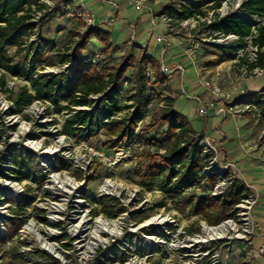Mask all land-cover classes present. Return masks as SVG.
Returning <instances> with one entry per match:
<instances>
[{"label":"rangeland","instance_id":"rangeland-1","mask_svg":"<svg viewBox=\"0 0 264 264\" xmlns=\"http://www.w3.org/2000/svg\"><path fill=\"white\" fill-rule=\"evenodd\" d=\"M53 2L54 6L50 10H47V15H49L38 20L34 34L30 37L28 42H24V48L21 54L16 56L14 54V48L9 50L10 55L13 57V66L19 71L24 72V74L19 78L6 76L7 88L10 90V93H3L0 91V133L2 134L0 138V220H7L11 217L9 209H20L22 204L27 205L23 214L25 221L21 229L17 231L18 233L10 240L6 238L3 240V237L0 236V264H10L12 262L10 253L13 249H18L24 259L28 257H37L29 254V252L28 254H24L27 253L26 251L28 250H31V252H38L41 250L39 243L35 241L36 238L31 232H28L29 230H32L33 233L40 232L43 239H55L58 244L64 243L68 245L65 246V248L70 256V264H166V261L169 262L170 260L173 263H177V258H175L176 255H173L174 258L171 259L170 255L162 254V247L171 244L169 240L166 241V244L159 245L161 248H157L158 251L155 253V256L153 255V257L147 259L149 255L147 249H150L152 245H149L146 239L143 238L149 234L148 232L152 235H157L159 232H168V234L171 232L174 233L175 230L185 231L186 233H196L202 221L199 216L191 215L188 208L185 209L184 212L177 211L173 201L166 199L160 192L148 190L139 184V177L145 171L150 161L157 166L163 167L158 160V155L163 152L160 150V146L147 144L146 141H158L163 146L167 144L171 136L165 124H154L157 113V107L155 106L156 100H153V104L150 107L140 110L139 114L137 113L138 121L132 130L133 138L131 137V144L123 140L114 148L109 147L108 140L103 132H100L97 136H89L86 130L77 123L78 120H75L73 113L67 112L62 108H51L43 100H34L29 106L22 108L18 113H11L14 108L13 99L23 87H27L28 91L32 93L30 79L38 76L50 75V73H53V75L55 73V76L59 77L62 73H60V71H62L63 66L66 65H60L58 63L57 55L60 53L65 41L69 37V30L75 28L78 17L69 15L72 12L74 14V11L67 9V0H53ZM82 2L83 5L84 3L86 5L89 0H82ZM204 2L206 1L169 0L170 5L183 3L192 6V3L203 4ZM68 3L71 2L68 1ZM99 7L101 8L97 11H92L93 17L96 18L97 23H102L104 20L106 22L108 18L102 19L101 14H106L111 8L106 3L100 4ZM161 7V5H158L154 9L158 11ZM119 15H121V20H119V22L117 20H111L110 23V25L113 26L112 31L118 33L117 39L113 40L116 46L113 47L109 56L103 54V56L96 59L98 63L94 64L95 67L100 72L104 71L105 67L115 66L128 55H132L135 57V60L141 61L142 56H151L159 63H161L162 58V63L168 68L178 65L182 66L185 70L182 78L173 74L170 80L165 79L169 91L162 92L157 90V92L161 97L164 95L165 97L174 99L173 110L176 111L177 108L186 118L192 130L195 132L196 137L206 134L210 139L217 141L213 143L215 150H212L211 153H217L218 166L215 168V171L218 172V168L222 166L224 162H228L219 139L225 136V140L227 141L225 142L224 140L223 142H225L226 145L234 143L237 146L240 141L239 137L245 136V130H237L238 123L236 124L232 121H222L219 117L209 115L205 118H200L197 115V105L195 101L190 98L193 95L197 96V94H201L203 98H206L207 93L201 88L195 91L193 90L194 82L197 80L196 69L191 62L185 59L180 47H175L172 45V42H168L162 27L151 25L148 19L149 13L143 12L138 14L128 8L125 13H120ZM112 16H114V14ZM144 16H147L146 22L140 20ZM38 17L39 14L37 15V18ZM135 19L139 21H137L134 29H131V27H133L131 24ZM124 25H126V27H124ZM79 29L81 32L83 31V28ZM185 33H187L185 30L174 27L169 35L176 40L182 39L186 42ZM140 34L141 39L139 38ZM150 34L152 35L150 36ZM157 36L165 38V42L157 43ZM132 39L135 45L131 41ZM127 40L128 45L126 43ZM32 41L34 45L31 46L30 42ZM92 42L95 46L91 45ZM139 47H146L149 56L145 55L146 48L144 50V48ZM165 47L166 52L162 55V49ZM101 52V44L92 39L87 46V52L84 51L81 55L85 56L89 53L87 56L88 58L91 57L90 54H102ZM229 58L230 57L224 55L220 51L207 49L199 56L198 66L202 69V73L207 76H212L216 72L219 73L220 85L223 88H228L230 83L226 77L225 69L227 67L226 62ZM31 68L34 69V72L27 76L26 72ZM135 68L136 66L133 65L125 74L128 77L131 75L132 79L129 84H123L129 91L126 92L123 90V94L121 93V96H119V106L121 109L118 113L119 117L128 116L133 119V115H135L136 112L133 108L128 107L136 104L135 101L130 100L129 97L135 93H139L142 86L146 88V91L150 89V92L154 86L153 78L147 80L146 77L142 86L140 82L134 80V76H136ZM65 73L66 71L63 74L65 75ZM260 82L264 84V78L257 82L261 86ZM182 88L185 93L188 94V98L181 93ZM92 100L96 101V98H92ZM254 102H256V99ZM160 103H163V101ZM61 105L64 106L65 103L62 102ZM80 111L90 114L91 108L86 107L77 112ZM68 124L73 125L72 128L75 130L73 134L67 132L66 125ZM148 125L153 126L150 130L145 131L144 128ZM248 126L250 127L251 125ZM251 128L252 138L248 140L253 141L247 144L253 147L258 144V148H256L253 153H261V156H264V141L258 139L260 127L251 126ZM32 140V146L35 140H41L44 147H51L57 141H63V148L61 152H59L62 154L56 159L54 156L52 158L51 156L40 155L33 151L32 146H29L28 142ZM13 150L31 156L38 167V171L40 172L39 177L41 178V182L39 183L30 179H23L20 181L19 184L24 189L20 194H16L15 191L4 187L8 181L13 183L15 179V176L10 171L15 169V167L11 166L8 156V153ZM114 153H122L123 157L115 165L109 166L110 161L115 160ZM239 159H241L237 161V163L240 164L239 169L242 168L245 170L243 166L246 167L248 164L255 166L256 164V160L250 158L242 157ZM79 171L82 172L83 178L87 179L85 184L69 178L75 177L76 173ZM230 171L232 174V178L230 177L231 181L241 180L237 177L238 173L235 168ZM108 177L124 183L130 189L137 190L138 201L135 204L125 207L123 204L121 205L118 199L112 196L97 199V187L100 186L104 178ZM225 179L229 180L227 178ZM62 181H76L80 186L76 190L68 191V188H63ZM14 190H16V188H14ZM185 195H191L196 199L195 202L200 198L204 199L208 197L207 195L201 194L197 189L189 190ZM260 195L259 207L257 206L256 208L262 211L260 219L262 223L264 222V190L260 192ZM79 196L87 202V210L90 212V215L95 217L101 215L106 221L121 218L119 220V222L122 223L120 230L117 229L115 233L102 234L101 240H103L104 243H101L96 250L95 259L93 255L90 260H82V251H79L77 246L73 243L75 239H70V235H68L69 228H67V223L59 225L58 228L50 227L48 223L50 220L53 221V217L57 219V212L59 211H54L52 208H57L58 205L60 206L58 210H61V212L64 208L60 217L65 219V222L69 217L72 218V210L70 209H72V203L78 200ZM11 198L13 201L10 200ZM65 200L68 202L67 206L63 204ZM101 201L108 202L109 206L115 207V210L120 211V214L116 217H107L103 215V213H101ZM124 204H126L125 199ZM133 207H136V209ZM93 211H96V213H93ZM77 212L81 214L82 210ZM122 213H126V216H123ZM157 216H161L162 218L173 217L178 227L152 225L150 227L146 226L147 228H145V230L138 231L142 229L138 227L142 225L144 221L147 220V225H149L150 223L148 220ZM41 219H45L47 224L43 223ZM83 219L84 218L78 220L77 217L75 221L78 223ZM151 222L155 223L153 219ZM254 224L255 226L258 225L256 219H254ZM259 227L261 226H258V228ZM98 228L100 229L99 225ZM89 233L91 235V240L93 232L89 231ZM55 234H63V237L55 238ZM75 234L77 238L84 241V236H86L84 232L81 234H77L76 232ZM158 239L159 241H165V234L163 233ZM88 240L89 237H86L85 246H92L89 244L90 240ZM230 247L232 255L230 256L229 264H256V260L258 259L256 258L258 256L256 252L258 248L257 243L254 245L249 244L243 248L242 245L238 247L237 241L234 239L231 241ZM3 256L5 257L4 259ZM47 256L53 258L50 255Z\"/></svg>","mask_w":264,"mask_h":264},{"label":"trees","instance_id":"trees-1","mask_svg":"<svg viewBox=\"0 0 264 264\" xmlns=\"http://www.w3.org/2000/svg\"><path fill=\"white\" fill-rule=\"evenodd\" d=\"M42 0H0V91L10 93L7 88L6 76L12 78L22 77L24 72L19 71L12 64L13 57L9 50L14 48V54L20 55L24 48V42H28L34 34L38 20L43 19L50 10ZM203 4L212 2L214 7H219L223 0H205ZM68 1L66 2V6ZM192 6L182 4L180 11L166 8L169 13H175L179 19L190 17L194 12H200L198 7L203 4L192 3ZM245 9L251 14H256L264 18V0H249L245 4ZM165 9L162 10L164 12ZM37 14H40L37 18ZM249 22L245 19L227 17L220 26L214 28L222 29L226 33H236L244 35L249 31ZM79 28H83L81 32ZM69 37L57 55L60 65L68 64L65 75L61 73L59 77L53 74L38 76L30 79L31 92L27 87H23L13 99L14 108L11 113H18L22 108L29 106L34 100H43L51 103L55 108H62L74 114L77 123L82 126L89 136H97L100 132L106 136L109 147L114 148L123 140L131 144L132 130L138 121L139 111L150 107L153 100H156L157 113L154 124H165L167 131L171 134L166 145H161L158 141H146L147 144L159 145L163 152L158 155L161 166L155 165L152 161L139 177V184L148 190L159 191L166 199L173 201L177 211L184 212L189 209V213L199 216L208 226H217L225 221L231 214L234 207L239 203L244 191L243 182L232 181L228 191L222 198H212L209 191L219 181V176L204 175V168L208 166L207 158L201 156V148L198 145L204 137H196L189 122L179 112L173 110L174 99L161 97L158 91L168 92L165 77L160 74L159 64L150 57L142 56V63L147 64L152 71L154 86L151 92L143 85V68L136 65L135 57L128 55L124 60L115 66H107L104 71H98L94 64L98 63L95 58L96 53L91 57L82 56V52H87L89 42L94 39L98 41L103 49V54L109 56L113 47L110 46V34L96 27H85L81 18L78 17L75 28L69 30ZM258 37L254 44L259 48L264 47V25L258 28ZM30 45H34L33 41ZM136 66L134 80L141 83L139 93L129 97L135 101L133 108L136 112L133 119L128 116H117L120 112L119 96L124 87L130 83L132 76H126V72L132 66ZM258 65L264 67L263 54L259 53ZM34 69H28L26 75H31ZM134 74V73H133ZM148 88V87H147ZM157 88V89H156ZM90 97H96V101ZM161 101H163L161 105ZM65 103L64 106L61 103ZM258 106L264 110V100L256 98ZM73 107L91 108V112H74ZM73 125H66L69 134L74 133ZM153 125H148L144 130H150ZM2 134L0 133V138ZM133 138V137H132ZM11 164L15 169L10 170L17 181L30 179L34 182H41L40 172L33 158L26 153H18L13 150L8 153ZM77 180L82 179V173L77 172ZM204 184L201 185V182ZM199 189L201 194L208 197L200 198L197 202L191 195H185L189 190ZM199 198V197H198ZM12 200V199H11ZM13 201V200H12ZM101 213L107 217H116L120 211L109 206L108 202L101 201ZM23 205L20 209H9L11 219L5 222L6 239L10 240L22 227L25 217ZM96 213V211H93ZM46 224L45 219H41ZM42 262L33 264H60L57 260L37 253ZM10 264H27L18 253V249L11 250ZM5 257L3 256V259Z\"/></svg>","mask_w":264,"mask_h":264},{"label":"built area","instance_id":"built-area-1","mask_svg":"<svg viewBox=\"0 0 264 264\" xmlns=\"http://www.w3.org/2000/svg\"><path fill=\"white\" fill-rule=\"evenodd\" d=\"M127 1L131 4L136 12L149 13L148 17L150 19V22L153 26H160L163 28L165 38L169 36L174 27L180 28L187 32L185 33L186 42L181 39L176 40V43H178V45L180 46L185 59L191 62L196 69L197 87L206 92L209 98L208 100L201 99L199 96H192L190 98L191 100L195 101L197 105V115L200 118H205L208 116V107L215 106L216 109L213 115L214 117H219L222 121H232L236 124L240 123L243 120H247L252 127H260V134L258 136V139L264 141V110L261 109L256 102H254L256 98L264 100V84L260 82V86L257 83L259 80L264 78V67H260L258 65L259 53L263 54L264 59V47L259 48L258 45L254 44V40L259 35L258 28L264 25V18L256 14H251L245 9L244 6L249 0H223L217 8L214 7L212 2H207L198 7V9H200V12H194L190 17H187L185 19H179L175 13H169L166 10V8H170L176 11H180L183 3L178 5H170L169 0ZM41 2L45 3L49 9L54 6L53 0H42ZM158 5H161L162 7L158 11H155L154 8H156ZM66 7L67 9L74 11V14L73 12L70 14L71 16L75 15L82 19L85 27H95L94 17L87 9L83 8L82 6H70L69 3ZM163 9H165L164 12H162ZM227 17L247 20L250 24L248 33L244 35L232 32L226 33L222 29L213 27L216 25L220 26V23ZM151 35L152 34H150V36ZM165 38L157 36L156 42L163 43L165 42ZM131 41L135 45L133 39ZM139 48L145 49L146 47ZM207 49L220 51L224 55L230 57L226 62L227 67L225 69L226 77L230 83V86L228 88H223L220 85L219 73L216 72L212 76H207L203 74L202 69L199 68L198 56ZM164 52L165 50L163 51V53ZM101 56L102 54L96 53L95 58L98 59ZM136 65H140L143 68L144 80L146 79V77L147 80L152 78V71L148 65L142 63L141 60H137ZM68 66V64L64 65L63 70L60 71V73H64L67 70ZM159 71L160 74L167 80H170L173 74L179 73L181 78L184 74V69L180 65L173 66L171 68L166 67L162 63V58L159 65ZM124 84H126V82H124ZM148 91H150V89ZM181 93L186 98H188V94L185 93L183 88L181 89ZM162 97H164V95H162ZM44 102L47 103L51 108L53 107L51 103L47 101ZM73 108L74 112H77L78 110H82L86 107ZM216 142V140L204 136L200 140L198 145L201 148V156L207 158L208 161V166L205 167L203 171L204 175L209 176L213 174L219 176L220 178L219 181L209 191V195L212 198H222L228 191L232 183V181L230 180L232 178L230 170L235 167L230 162H224V164L218 168L219 171H215V168L218 166V157L217 153L211 152L212 150H215L213 147V143ZM58 145V149H60L63 146V141H57L54 144V146L56 147ZM258 146V144L254 147L249 146L247 143H244L243 145L241 144L245 155L252 160H256L257 166L264 171V156H254L253 154ZM61 154L62 153H58L56 156H54V158H58ZM114 155L115 160L110 161L109 166L115 165L123 157L122 153H114ZM11 166L13 165L11 164ZM79 172L82 173L81 171ZM69 178H71L72 180H76L77 182H83V184H85L87 181V179L83 178V176L80 181L77 180L76 177ZM225 178L229 180H226ZM19 183L20 181L14 179L13 183L11 181H8V183L4 185V187L11 190H13V187H16V190L13 191H15L16 194H20L24 189ZM203 184L204 181L201 182V185ZM243 185L244 191L241 194L239 203L234 207L228 218L217 226H208L205 221L202 220L199 224L198 232L196 233H186L185 231L180 230H175L174 233L170 231L171 233L169 234L168 232H163L165 234V241H159L158 239L159 236H161L163 233L159 232V234L157 235H152L150 232H148L149 234L143 237L144 239H146L149 245H152L150 249H147V252L149 254L147 259L153 257V255L155 256V253L158 251L157 248H161L159 245L166 244L167 240H169L171 244L162 247V254L170 255L171 259L174 258L173 255H176L175 258H177V263H173L170 260L169 262L166 261V264H229L230 256L232 255L230 243L234 239L237 241V246L240 247V245H242L243 248H245L249 244L254 245L257 243L258 248L256 252L258 256L256 258L264 257V242L260 241L262 235L257 232V226H255L254 224V212L256 207L259 205L261 196L255 187L244 182ZM67 186L69 187V185ZM96 192L97 199L112 196L115 199H118L121 205L123 204L125 207L135 204L138 201L137 190L130 189L124 183L118 182L115 179L109 177L102 180L100 186L97 187ZM124 199L126 204H124ZM67 205L68 202L67 200H65V206ZM58 208H60L59 205L57 206V208H52L54 211L57 210L59 212H57L58 215L57 219L54 220V224L51 220L50 222H48L50 227L58 228L59 225L67 223V228H69L70 233H68V235H70V239H75L73 243L77 246L79 251H82V260H90L93 255L95 259V252H97L96 250L99 248V246H85V242L86 237H89L90 240L91 235L89 231L94 232V230L97 229L98 225L96 221L98 219H103V217L101 215L96 217L90 215V212L87 210L88 204L81 198V196H79L78 200H75L72 203V209H70L72 210V218L69 217L66 222L65 219H62L60 217L64 211V208L62 212L58 210ZM133 208L136 209V207ZM79 210H82L81 214L77 213V211ZM122 214L123 216H126V213ZM10 216L11 217H9V219L12 218V215ZM77 217L78 220H80L81 218L84 219L77 223V221H75V218ZM154 218L166 219L168 223L165 225V227H178L173 217L162 218L161 216L149 219L148 222L150 224L147 225V227L157 225L151 222V220ZM7 220H0V236L3 237V240L6 238L5 222ZM145 222H147V220L143 223ZM224 223H232L234 226V229L229 232L228 235L219 236L220 234H215V232L212 231L214 228H217ZM87 225L89 231L87 232V230H85L84 234L86 236H84V241L80 240V238H77L75 231H79L77 230V228H79L80 226H83L84 229ZM147 227L139 229L138 231L145 230V228ZM206 232H209L208 240L201 241L200 237L206 234ZM54 236L55 238H62L63 234H55ZM46 240L58 245L59 250L64 253L65 259H67V262L65 261L66 263L57 259L55 256H52L50 253H48V251L41 248V246H39L41 250L38 252H31V250H28L26 251L27 253H24L28 254L29 252V254L37 256L36 258L28 257L24 259L19 250L18 253L24 259V261L27 262V264L42 262L37 253H43L46 256L50 255L53 257V259L58 260V262L60 261L61 264H70V256L65 248V246L68 245L64 243L58 244L55 239L51 240L50 238H47Z\"/></svg>","mask_w":264,"mask_h":264},{"label":"crops","instance_id":"crops-1","mask_svg":"<svg viewBox=\"0 0 264 264\" xmlns=\"http://www.w3.org/2000/svg\"><path fill=\"white\" fill-rule=\"evenodd\" d=\"M67 1L71 2V3H69L70 6H74V5L76 7L82 6L83 8L87 9L91 14H92V11H97L99 8H101V7H99V5L102 4V3H106V4H108L110 6L111 9L106 14H103V13L101 14V18L102 19H107L108 18L106 20V22L104 20L102 23H97L96 22V18H94V21H95V27L96 28H98L100 30H103V31H106V32H108L110 34L109 44H110L111 47L116 46L113 43V40L117 39V37H118V33L112 31L113 26L110 25L111 20H114V21L117 20L119 22V20H121V18H120L121 15H119V14L120 13H125V11L128 8H130L134 12H136L135 9L131 6V4L127 0H115V1H111V0H89V2L86 3V5H85V3H84V5L82 4L83 3L82 0H67ZM125 8H127V9H125ZM136 13L139 14V12H136ZM113 14H114V16H112ZM140 20L142 22H146L147 21V16L146 17L145 16L142 17V19H140ZM137 21H139V20L138 19L137 20L136 19L133 20V23L131 24V25H133V27H131V25H130L131 29L132 28L134 29V26H136ZM149 21H150V19H149ZM151 25H152V23H151ZM124 27H126V25H124ZM139 38L141 39V34L139 35ZM167 39H168V42L169 41L172 42L173 46L180 47L178 45V43H176V39L172 38L170 35L167 36ZM126 43L128 45V40H127ZM91 45L95 46L93 42L91 43ZM101 48L103 49L102 45H101ZM164 50L166 52V47L162 49V54H165V52L163 53ZM145 52H146L145 55L147 56L148 55L147 48H146ZM199 56H198V59H199ZM149 57L154 62H156L157 64L160 65V63L158 61L153 59L151 56H149ZM184 73H185V70H184ZM176 75H177V77L178 76L180 77L179 73L176 74ZM196 89H199V88L197 87L196 82H194V89L193 90L195 91ZM193 96H196V95H193ZM197 96H199L201 99H204V100H208L209 99L208 95H207L206 98H203V95L201 96V94H197ZM215 109H216L215 106H213V107L209 106L208 115L209 116H213L214 113H215ZM176 111L179 112L177 108H176ZM248 125H251V124L247 120H243L240 123H238L237 130H239V129L245 130V136L239 137L240 141L238 142L237 146L234 143L233 144L230 143L231 145L230 144L226 145L225 142L227 140H225L226 139L225 136H223L222 139H219V140H220V142H221V144L223 146V149H224V152H225L224 154L226 155L225 157H226L227 161L232 163L234 166H236L235 170L238 173L237 177L240 178L241 181H243L244 183H247V184L255 187L258 190L259 194H260V192L262 190H264V171L261 170L257 166V163L255 164V166H252L251 164H248V166H246V167L243 166L245 170H243L242 168L239 169L240 164L237 163V161L241 160L239 158H242V157L249 158V157H247L245 155L244 150L241 147V144L250 143L251 141H253V140H248V139L252 138V133H251L252 132V128H251V126L249 127ZM202 135L203 136L204 135L207 136L206 134H202ZM224 140H225V142H223ZM253 154H254V156H261V153H253ZM261 213H262V211H260L259 208H256V210L254 212V219H256L258 221L257 231L259 232L260 235H262V237L260 238V241L264 242V226H263L264 222H262V223L260 222ZM258 226H261V227H259L260 229L258 228ZM256 264H264V257H259L256 260Z\"/></svg>","mask_w":264,"mask_h":264},{"label":"bare ground","instance_id":"bare-ground-1","mask_svg":"<svg viewBox=\"0 0 264 264\" xmlns=\"http://www.w3.org/2000/svg\"><path fill=\"white\" fill-rule=\"evenodd\" d=\"M28 144H29V146H32L31 144H33V140L28 142ZM32 147H33L34 152H37L40 155H46L48 157L49 156L53 157V156L57 155L63 148V146H62L60 149H58L59 145L57 147L54 145L51 147H44L41 143V140H35V143ZM62 182H63V188H68V191L76 190L80 186L79 184L76 183V181H73V182L62 181ZM67 185H69V187ZM14 188H16V187H13V190H14ZM63 204L65 205V201H63ZM77 213L79 214V212H77ZM120 219L111 220V221H105L103 219H98L96 221V223L100 226V229L97 227V229L94 230L93 237L91 238L89 244H91L92 246H99L101 243H104L103 240H101L102 233H115L117 229L120 230L122 227V223L119 222ZM52 220H53L52 223L54 224L55 223L54 220H56V217H53ZM153 221L157 225H166L168 222L166 219H160V218H154ZM146 226H147V222L143 223L138 228H143ZM233 229H234V226L232 223H224L220 227L214 228L212 231L215 232V234H220L219 236H226V235H228V232H231ZM77 230H79V231H76L77 234H81V233L85 232V230L88 231L89 228H88V225L84 229H83V226H80ZM28 232L29 233L31 232V234L36 238L35 241H37L39 243L41 248L48 251V253H50L52 256H55L57 259H59L63 262L67 261V259H65L64 253L59 250L57 244L49 242L46 239H43L41 237L40 232H34L33 233L32 230L31 231L29 230ZM208 233L209 232H206V234H204L203 236L200 237L201 241L208 240V236H209ZM92 249H93V247H92Z\"/></svg>","mask_w":264,"mask_h":264}]
</instances>
